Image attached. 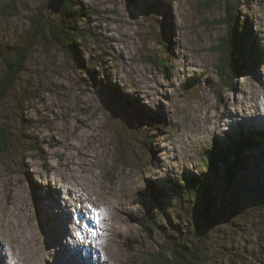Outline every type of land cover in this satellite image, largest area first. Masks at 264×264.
<instances>
[{"label": "rangeland", "instance_id": "374dc122", "mask_svg": "<svg viewBox=\"0 0 264 264\" xmlns=\"http://www.w3.org/2000/svg\"><path fill=\"white\" fill-rule=\"evenodd\" d=\"M48 1L0 0V10H17L0 17L6 55L24 45L29 18L46 12ZM75 2L88 13L79 23L89 34L80 55L40 39L11 95L0 101V264H173L170 246L136 220L140 192L149 182L199 176L215 139L240 126L264 127V0L238 9L240 25H252L260 64L244 69L231 89L218 76L215 49L237 0ZM6 68L0 56V77ZM115 88L148 117L167 122L153 126L138 112L129 129L110 98ZM247 177L241 174L228 193L215 183L217 208L225 202L231 209L223 208L225 220L206 237L199 232L206 264H264V182ZM170 189L163 202L171 221L187 223L186 213L177 217L186 205ZM144 201L158 204L152 195ZM89 204L103 210L100 223ZM202 224L197 219L190 231Z\"/></svg>", "mask_w": 264, "mask_h": 264}, {"label": "trees", "instance_id": "16d2710c", "mask_svg": "<svg viewBox=\"0 0 264 264\" xmlns=\"http://www.w3.org/2000/svg\"><path fill=\"white\" fill-rule=\"evenodd\" d=\"M248 1L237 0L236 7L227 10V21H222V24L228 25V33L226 37L220 39L215 49L219 55V62L216 66L218 76L222 81H225L229 89L234 87L233 84L237 80V76L248 70L247 67L256 69L260 64L257 63L256 53L258 50L255 47L257 43L251 23L246 21L240 25L238 22V15L240 14L238 9L242 8L244 2L248 3ZM15 13L17 10L10 6L9 10H0V17L13 16ZM86 13L84 9L78 7L75 0H68L63 12L57 19L52 18L46 12L29 18L30 30L24 45H17L12 48L15 56L6 55L8 51L0 46V56L6 60L7 67L5 74L0 77V101L4 102L11 95L20 75L27 67L33 48L36 47L40 39L45 45L57 44L68 54L75 55V57L80 55L81 49L86 47V37L89 36L87 31L79 25ZM239 26L243 29L240 30ZM169 44L170 46L167 48L173 50L172 42ZM162 64L166 70L171 67L169 62L162 61ZM189 85H193V83ZM115 89L117 90L112 89L110 91V98L114 101L113 103L119 113L114 109L113 112L119 114L118 119L123 120L125 123L123 125L129 129L133 130L132 124H129V121L132 120L131 114L135 115L134 118H138V112L141 113L140 116L149 119L153 126L167 122L159 114H155V117L152 115L148 117V113H144L138 103L131 99V96L121 94L118 88ZM9 137L11 139V136ZM223 138L215 139L211 148L205 150L202 158L205 170L199 176L193 173L181 174L178 180H166L163 186L149 182V187L140 192L142 195L140 204L143 208L142 215L136 220L151 238L158 235L164 239L167 250L170 246V250L176 256L173 264H206L205 253L201 246L202 237H200L199 232L204 231L206 237L209 232L214 231L225 220L223 217H226L227 214L223 212V208L231 209L229 204L225 202L219 203V208H217L218 200L214 197L215 183L224 187L225 192L228 193L236 189L241 174L243 176L248 175L247 178L250 182L257 184L262 180L264 182V127L260 125L252 128L240 126L237 131L232 134L229 133ZM149 142L153 143V141ZM145 144L150 150L148 141ZM120 149H124L123 139H120ZM249 151L258 152L259 156L257 158L248 156ZM251 158L255 159L252 160ZM169 189L177 202L185 203L186 209L181 207L180 211H177V217L182 220L187 215L185 219L187 223H178L176 220L173 223L171 221L170 205L163 202ZM252 191L258 192L259 190ZM262 191L264 189L260 192ZM148 195H152L154 202L158 203V207L150 206L144 201ZM167 206H169L168 209ZM187 208L189 209L187 210ZM162 219L167 220L168 224H164ZM197 219H203L204 225L194 226L197 230L195 233L197 236L192 237L190 234L193 236L195 234L190 231V228L194 222L197 223Z\"/></svg>", "mask_w": 264, "mask_h": 264}, {"label": "water", "instance_id": "95a60500", "mask_svg": "<svg viewBox=\"0 0 264 264\" xmlns=\"http://www.w3.org/2000/svg\"><path fill=\"white\" fill-rule=\"evenodd\" d=\"M68 0H49L46 5V12L51 16H59Z\"/></svg>", "mask_w": 264, "mask_h": 264}, {"label": "snow or ice", "instance_id": "6c2138e0", "mask_svg": "<svg viewBox=\"0 0 264 264\" xmlns=\"http://www.w3.org/2000/svg\"><path fill=\"white\" fill-rule=\"evenodd\" d=\"M86 207H87V209H88V211L90 212V213H92V219L96 222V223H100V216H101V213H102V209H100V210H98V209H96L95 207H93L92 205H86ZM85 227H87V225H85ZM93 234V236H95L96 235V233L95 232H93L92 233Z\"/></svg>", "mask_w": 264, "mask_h": 264}, {"label": "bare ground", "instance_id": "6f19581e", "mask_svg": "<svg viewBox=\"0 0 264 264\" xmlns=\"http://www.w3.org/2000/svg\"><path fill=\"white\" fill-rule=\"evenodd\" d=\"M94 194V193H93ZM50 198V197H49ZM58 199V198H57ZM95 222V221H94ZM92 223V225H91V229H93V227H94V229H95V233L98 231V229H99V227H98V225H96V223ZM92 232V231H91ZM98 233V232H97ZM62 234V233H61ZM75 242V241H74ZM66 250H67V248H65ZM62 251L64 250V249H61ZM67 260H72V259H67ZM73 261H76V262H79L77 259H73ZM65 263V262H64ZM82 263V262H81ZM69 264V263H68ZM84 264V263H83Z\"/></svg>", "mask_w": 264, "mask_h": 264}, {"label": "clouds", "instance_id": "9594fccd", "mask_svg": "<svg viewBox=\"0 0 264 264\" xmlns=\"http://www.w3.org/2000/svg\"><path fill=\"white\" fill-rule=\"evenodd\" d=\"M10 264H14V262H10Z\"/></svg>", "mask_w": 264, "mask_h": 264}]
</instances>
